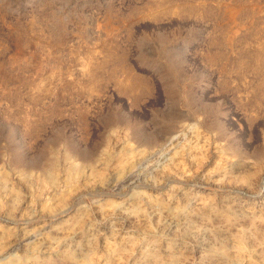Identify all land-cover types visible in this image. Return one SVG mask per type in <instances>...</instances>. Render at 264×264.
Masks as SVG:
<instances>
[{
  "label": "rangeland",
  "instance_id": "rangeland-1",
  "mask_svg": "<svg viewBox=\"0 0 264 264\" xmlns=\"http://www.w3.org/2000/svg\"><path fill=\"white\" fill-rule=\"evenodd\" d=\"M0 264H264V0H0Z\"/></svg>",
  "mask_w": 264,
  "mask_h": 264
}]
</instances>
